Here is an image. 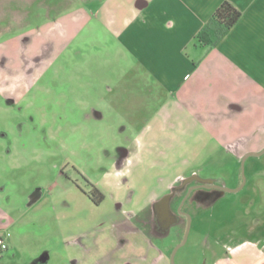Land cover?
Instances as JSON below:
<instances>
[{"label": "crops", "instance_id": "1", "mask_svg": "<svg viewBox=\"0 0 264 264\" xmlns=\"http://www.w3.org/2000/svg\"><path fill=\"white\" fill-rule=\"evenodd\" d=\"M222 1L0 0V94L83 120H102L113 105L137 107L119 113L143 122L133 135L140 145L122 152V163L137 165L129 180L141 187L148 175L162 185V174L170 177L171 188L147 204L152 210L193 174L226 186L199 170L225 156L239 169L244 156L264 149V0H228L239 20L217 44H199ZM143 240L136 246L146 259ZM212 264H264V236Z\"/></svg>", "mask_w": 264, "mask_h": 264}, {"label": "rangeland", "instance_id": "2", "mask_svg": "<svg viewBox=\"0 0 264 264\" xmlns=\"http://www.w3.org/2000/svg\"><path fill=\"white\" fill-rule=\"evenodd\" d=\"M144 107L145 120L155 106ZM131 108L113 105L102 120H83L80 111L67 117L55 105L32 107L0 94V235L9 248L0 264H170L187 217L157 232L144 226L153 194L163 189L162 196L171 182L161 170L163 185L149 175L144 187L129 180L137 165L124 166L121 153L140 145L133 135L143 122L118 118ZM142 148L158 158L157 148ZM199 173L229 188L244 177L243 187L200 189L210 197L184 203L190 227L174 264H212L239 242L264 236V187L256 183L264 181V152L248 156L243 173L228 156ZM144 237L146 259L136 246Z\"/></svg>", "mask_w": 264, "mask_h": 264}, {"label": "flooded vegetation", "instance_id": "3", "mask_svg": "<svg viewBox=\"0 0 264 264\" xmlns=\"http://www.w3.org/2000/svg\"><path fill=\"white\" fill-rule=\"evenodd\" d=\"M195 175V174H193ZM197 176V175H196ZM187 178H182L178 185L176 187H174L173 189H171L170 193V202H169V209L166 210L164 208V205L162 203H158L156 206H154V209L152 210V216L150 217V219L145 220L146 221V225H144L145 227H147L148 230H150L151 232H157L160 230H164V229H169V227H171V225H174L176 223H179L180 220H182V218H186V215L184 211H182L181 209H183V205L186 201H188L191 204H197L199 205V203L201 201H204L206 198H208V196L211 195V193H209V191H207L208 193H204L203 191H200V189H216V190H221L219 188H215V187H203V186H196V185H200L202 183V181H200L199 179H193L191 181H186ZM192 186H196L193 187L190 192L187 194L188 189ZM194 190H198L195 191L193 193ZM187 194V195H186ZM185 197V198H184ZM179 198V202H178V206L180 205V203L182 202L183 198L184 201L182 203V206L180 207V211L177 212L176 208L172 209V201L174 199ZM175 210V211H174ZM8 245L5 249H1L0 248V253H2L3 251H7Z\"/></svg>", "mask_w": 264, "mask_h": 264}, {"label": "trees", "instance_id": "4", "mask_svg": "<svg viewBox=\"0 0 264 264\" xmlns=\"http://www.w3.org/2000/svg\"><path fill=\"white\" fill-rule=\"evenodd\" d=\"M240 16L241 11L232 2L222 1L210 15L204 29L197 35V42L201 45L217 44Z\"/></svg>", "mask_w": 264, "mask_h": 264}, {"label": "water", "instance_id": "5", "mask_svg": "<svg viewBox=\"0 0 264 264\" xmlns=\"http://www.w3.org/2000/svg\"><path fill=\"white\" fill-rule=\"evenodd\" d=\"M262 152H264V149L258 153H249L248 155H251V154H261ZM247 156V155H246ZM246 156L243 157L242 161H241V169H242V173H243V169H244V159L246 158ZM193 179H199L200 181H202V183L200 185H196V186H203V187H215V188H219L223 191H238L242 188L243 186V183H244V177H243V182L238 185L237 187L235 188H229L227 186H224V185H220V184H216V183H212V180L211 179H202V178H199L197 177L196 175H192L190 177H188L186 179V181H191ZM196 186H192L188 189V192L187 194L190 192V190L193 188V187H196ZM186 194V195H187ZM170 196H171V193H168V194H165L159 201L158 203H162L164 205V208L166 210L169 209V200H170ZM185 198V197H184ZM184 198L182 200V202L180 203L179 205V208L178 210L180 211V207L182 206V203L184 201ZM186 217H187V225H186V228H185V232H184V235H183V238L182 240L175 246V248L172 250L171 254H170V264H174V255H175V252L176 250L185 243L186 241V237H187V234H188V230H189V227H190V216L185 213Z\"/></svg>", "mask_w": 264, "mask_h": 264}, {"label": "built area", "instance_id": "6", "mask_svg": "<svg viewBox=\"0 0 264 264\" xmlns=\"http://www.w3.org/2000/svg\"><path fill=\"white\" fill-rule=\"evenodd\" d=\"M7 247V244L2 236H0V248L5 249Z\"/></svg>", "mask_w": 264, "mask_h": 264}]
</instances>
